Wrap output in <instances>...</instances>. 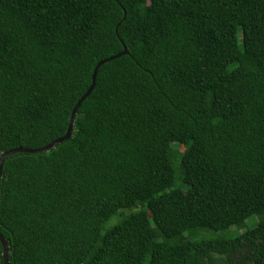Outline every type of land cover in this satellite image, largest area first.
I'll return each instance as SVG.
<instances>
[{"label":"trees","instance_id":"1","mask_svg":"<svg viewBox=\"0 0 264 264\" xmlns=\"http://www.w3.org/2000/svg\"><path fill=\"white\" fill-rule=\"evenodd\" d=\"M123 48L3 159L7 264H264V0H0V154Z\"/></svg>","mask_w":264,"mask_h":264},{"label":"water","instance_id":"2","mask_svg":"<svg viewBox=\"0 0 264 264\" xmlns=\"http://www.w3.org/2000/svg\"><path fill=\"white\" fill-rule=\"evenodd\" d=\"M125 53H126V50L123 48L121 52H118L116 54H113V55H110L108 57H105V58L99 60L94 65V67L92 69V72H91V75H90V84H89L87 90L83 93V95H81L79 97V99L75 102V104L72 106L71 111H70V115H69V118H68V121H67L66 129H65L64 133L61 136L51 140L49 143H47V144H45V145H43L41 147H38V148L15 147V148H10V149L2 152L0 154V167H1L3 159L7 155L13 154L15 152H45L49 148H51L54 144L60 142L61 140L69 138L70 134H71V130H72L73 115L75 113L76 106L89 93V91L92 89L93 82H94V77H95V72H96L97 67L103 62L108 61L110 59H114V58H116V57H118V56H120L122 54H125ZM0 246H1L2 264H7V244H6L5 239L1 236V234H0Z\"/></svg>","mask_w":264,"mask_h":264},{"label":"rangeland","instance_id":"3","mask_svg":"<svg viewBox=\"0 0 264 264\" xmlns=\"http://www.w3.org/2000/svg\"><path fill=\"white\" fill-rule=\"evenodd\" d=\"M173 146H175V144H173ZM177 149L179 150V151H181L182 150V146L179 144H177ZM199 231H200V234H205V233H208V232H205V230L204 229H199ZM237 232H240V230L239 229H237ZM189 236H188V234H183V235H179L178 236V239H179V241H184V240H186L187 238H188Z\"/></svg>","mask_w":264,"mask_h":264}]
</instances>
